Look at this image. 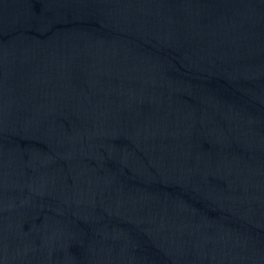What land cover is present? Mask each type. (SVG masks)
<instances>
[{
	"label": "water",
	"instance_id": "water-1",
	"mask_svg": "<svg viewBox=\"0 0 264 264\" xmlns=\"http://www.w3.org/2000/svg\"><path fill=\"white\" fill-rule=\"evenodd\" d=\"M0 264H264V0H0Z\"/></svg>",
	"mask_w": 264,
	"mask_h": 264
}]
</instances>
